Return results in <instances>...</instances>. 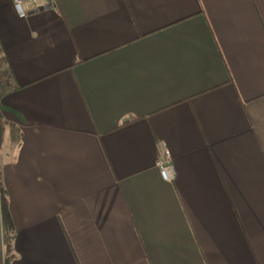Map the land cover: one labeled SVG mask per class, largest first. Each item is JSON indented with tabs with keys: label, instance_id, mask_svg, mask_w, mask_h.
<instances>
[{
	"label": "crops",
	"instance_id": "obj_1",
	"mask_svg": "<svg viewBox=\"0 0 264 264\" xmlns=\"http://www.w3.org/2000/svg\"><path fill=\"white\" fill-rule=\"evenodd\" d=\"M40 1L0 0L10 264H264V0Z\"/></svg>",
	"mask_w": 264,
	"mask_h": 264
},
{
	"label": "built area",
	"instance_id": "obj_2",
	"mask_svg": "<svg viewBox=\"0 0 264 264\" xmlns=\"http://www.w3.org/2000/svg\"><path fill=\"white\" fill-rule=\"evenodd\" d=\"M40 5V0H13V8L19 18H25L32 8H39ZM155 166L164 181H171L174 178L175 172L169 149L161 147Z\"/></svg>",
	"mask_w": 264,
	"mask_h": 264
},
{
	"label": "trees",
	"instance_id": "obj_3",
	"mask_svg": "<svg viewBox=\"0 0 264 264\" xmlns=\"http://www.w3.org/2000/svg\"><path fill=\"white\" fill-rule=\"evenodd\" d=\"M0 220L4 230V264H10L13 255V242L15 231L11 225L6 212V199L3 190L0 188Z\"/></svg>",
	"mask_w": 264,
	"mask_h": 264
}]
</instances>
